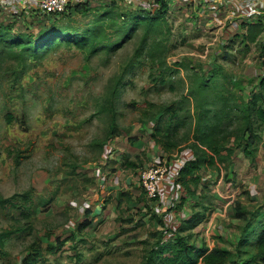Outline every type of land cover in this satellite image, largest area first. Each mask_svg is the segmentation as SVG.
I'll use <instances>...</instances> for the list:
<instances>
[{
  "label": "rangeland",
  "instance_id": "rangeland-1",
  "mask_svg": "<svg viewBox=\"0 0 264 264\" xmlns=\"http://www.w3.org/2000/svg\"><path fill=\"white\" fill-rule=\"evenodd\" d=\"M121 3L122 11L128 12L126 18L135 13L131 10L142 9H134L132 2ZM146 10L153 8L147 6ZM22 15L0 18V23L14 32H37L39 24L33 20L37 18ZM166 16L167 22L159 26L161 30H152L150 38L162 40L167 46V62L179 70L169 80H163L160 70L145 56L141 63L132 64L144 26L119 48L98 49L89 59L76 45L25 57L20 45L11 49L0 45V195L28 194L27 198H13L15 205H0V231L23 228L6 240L0 264H141L145 241H155L164 221H179L180 198L173 199L171 194L154 205L163 192L159 187L157 195L146 196L153 211L149 220L146 207L138 203L135 207L118 206L119 215L114 208L115 214H105L101 222L78 230L92 195L100 191L105 201L112 197L106 194V164L115 167L116 163L101 158L106 141L115 133H119L117 138L142 133L140 118L146 116L150 101L179 100L188 93L195 73L213 76L218 91L232 88L240 100L246 98L245 84L264 94V81L260 83L264 55L259 49L264 40L245 42L231 31L229 35L228 23L223 27L205 22L200 25L199 18L183 8L174 7ZM91 19L83 18V22ZM32 20L34 26L28 25ZM215 70L216 75L212 74ZM113 88L118 90L114 119L113 114L99 111L101 99ZM110 126L114 133H110ZM252 148V158L237 148L228 163L200 171L206 182L205 187L199 185L201 195L212 198L214 206L200 225L205 235L209 231L205 228L218 225L225 239L234 227L239 231L243 220L235 216L237 202L245 211L258 215L254 222L264 225V124L258 128ZM140 162L145 163L143 168L156 164L144 156ZM139 169L130 170L131 178L143 189ZM192 187L197 186L192 183ZM122 199L130 201L127 195ZM172 199L175 206L168 203ZM204 207L199 204L194 211ZM192 232L191 240L200 243L202 239ZM249 249L243 245L242 253Z\"/></svg>",
  "mask_w": 264,
  "mask_h": 264
},
{
  "label": "trees",
  "instance_id": "trees-1",
  "mask_svg": "<svg viewBox=\"0 0 264 264\" xmlns=\"http://www.w3.org/2000/svg\"><path fill=\"white\" fill-rule=\"evenodd\" d=\"M156 3L157 8L153 12L143 8L131 10L135 13L126 18L128 12L122 11L121 1L113 0L101 6L79 2L69 5L62 13L44 15L45 21L39 24L37 32H14L9 25L0 23V45L8 49L20 45L23 57L26 54H44L63 45H76L89 59L98 49L113 51L119 48L126 39L131 38L144 26L139 45L133 53L132 64L135 61L141 63L140 58L145 56L160 70L163 80H169L179 70L167 62V46L162 40L157 37L150 38L152 30H161L159 26L167 22L169 5L166 0H156ZM89 16L92 19L83 22V18ZM121 17L123 22L119 21ZM242 27H245L246 31L238 33L237 37H241L245 42L257 43L264 40V18L244 22ZM259 49L264 55V46ZM215 71L212 74L216 75ZM192 76L188 93L169 103L150 101L146 116L140 118L141 122L156 119L153 136L166 153H192L185 157L186 160L178 170V179L188 192H193L192 183L198 186L202 181V169L216 168L221 162L228 163L237 148H242L246 156L252 158L255 136L260 125L264 124V94L251 89L248 99L240 100L232 88L226 87L224 91H218L217 84L211 80L213 76L205 77L198 73ZM263 81L264 77L261 79V85ZM116 84L119 85V79ZM246 87L245 84L242 88L244 94ZM117 92L116 88L111 89L100 101L99 111L113 114V119L116 118ZM109 129L110 133H114L112 126ZM18 195L25 198L28 196L26 192L11 197L0 195V205H15L13 198ZM234 210L235 216L243 220L241 236L235 250L219 245L200 247L191 240V229L195 228L203 217L199 211L186 224L176 227L175 230L171 229L170 237L164 234V230H159L155 241H145L147 246L141 264H264V227L255 232L252 241L251 238H246L255 231L253 225L258 215L254 211H245L239 202ZM89 224V220L80 222L78 230L85 229ZM187 229H190V232L184 233ZM22 230L21 227L2 229L0 251H4L8 238ZM243 245L250 248L246 253H242Z\"/></svg>",
  "mask_w": 264,
  "mask_h": 264
},
{
  "label": "crops",
  "instance_id": "crops-1",
  "mask_svg": "<svg viewBox=\"0 0 264 264\" xmlns=\"http://www.w3.org/2000/svg\"><path fill=\"white\" fill-rule=\"evenodd\" d=\"M111 1L113 0H72V4L79 2H89L91 6H101L106 5ZM115 1H123L124 3L132 2L134 9L139 7L147 9V6H150V8H153V12L157 8L156 0ZM166 2L169 5L168 12L174 7L186 9L187 12L191 10L195 18H199L198 20L196 19V21H198L200 25L205 22L207 25L217 24L218 26L223 27L228 23L226 29L227 34H229L230 31L235 35L246 31V28L242 27L244 22L240 20L242 15L250 13L255 17H264V0H166ZM21 14H23V17L28 16L29 18H37V20L33 19L37 24H41L45 21L44 14H42L41 9L37 8V0H0V18H22ZM33 20L29 22L28 25L34 26V24H31L34 23ZM246 86L245 92L246 98L248 99L251 90L248 89V85ZM255 90L257 91V89ZM155 124L156 119H152L148 122H141L142 133L134 136V138H130L131 134H128L126 137L122 136L117 138L119 137L117 136L119 134H116L112 135L106 141L101 158L105 161H107V159H111L116 163L115 167H112V163L106 164V168L108 169L107 175H109V180L107 183L108 192L106 194H111L112 197L107 198L105 201L103 197L105 194L100 191L98 194L92 195L90 197L91 204L86 205L87 208L85 209L87 216L84 220L90 221V224L87 227L90 228L94 224L101 222L104 219L105 214L108 215L111 212L115 214L113 209L116 208L118 210V206L122 207L124 205H129L135 207V204L138 205V203V206L143 205L146 207V211L150 214L148 218L149 220L153 215V211L147 206L149 202L146 196H148V194L147 192H144L143 189L138 188L139 184L137 182L135 183L134 179L131 178L132 174L130 170H134V172L138 171V169L141 168L143 164H145L144 162H140L143 156L146 160L149 159L150 161H159L160 157H164V159L167 157L170 163V168L163 180L159 182V187L163 189V192L159 193L160 196L158 195L154 205L157 202L163 203V200H167L171 194H173V199L180 198V205H177L178 207L180 206V209L178 210L179 221L177 223L169 224L166 220L164 221V226H162L160 230H164V234L170 237L172 235L171 229L175 230L176 227L186 224V222H188L196 213L200 211L202 212L203 217L200 223L195 228L191 229V231H194L195 236L202 239V241L197 243V245L200 247L203 245L208 247L219 245L225 249L235 250L233 247L238 245V241L241 236V228L238 231L235 230L234 227V232L231 235H226V239L224 238L225 234L219 233L220 231L218 229H222V226L220 225H218V227L205 228V230L209 231L206 233V235L204 234V230L202 229L203 226L200 225L207 219V216H209L214 207L212 205V198L207 197L211 200L210 201L207 200L205 196L201 195V186L199 185H202L203 187L206 182L203 181L202 177V181L197 187L193 188L191 185L193 192H188L184 189V185L178 179V170L186 160L185 157L190 156L192 153L189 151L185 153L181 152L180 154L177 152L171 154L166 153L162 145L158 143L156 138L153 136ZM141 153L144 155L140 156ZM202 171L203 170H201V172ZM213 173L214 172H212V174ZM211 177V181H214V176L211 175ZM124 195H127L128 199L130 198V201L123 200L122 197ZM173 199L168 200V203L171 204V206H175L176 204L172 203ZM94 200L95 202H93ZM199 204H202L205 207L195 212L194 208ZM155 210L158 212L156 207ZM117 215H119V210L117 211ZM253 226L255 231L253 234L249 235L250 237H246L251 238V241L255 236V232L264 227L263 224H258L257 222H254ZM188 231H190V229H187L184 231V233H187ZM199 232L203 233L205 236L201 233L198 234Z\"/></svg>",
  "mask_w": 264,
  "mask_h": 264
},
{
  "label": "built area",
  "instance_id": "built-area-1",
  "mask_svg": "<svg viewBox=\"0 0 264 264\" xmlns=\"http://www.w3.org/2000/svg\"><path fill=\"white\" fill-rule=\"evenodd\" d=\"M71 4L72 0H37V8L41 9L42 14L48 16L66 11ZM258 18L264 17H255L248 13L242 15L240 20L243 22H250ZM142 168H140L141 170L139 169V177L143 189L150 196L157 195L159 191V182L163 180L165 174L169 170L167 157L165 159L164 157H160V160L156 161V164Z\"/></svg>",
  "mask_w": 264,
  "mask_h": 264
}]
</instances>
